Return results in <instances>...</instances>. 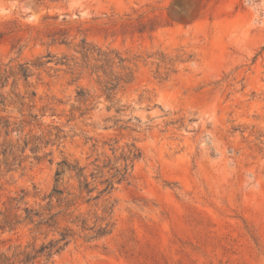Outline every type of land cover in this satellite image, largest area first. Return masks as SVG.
I'll return each instance as SVG.
<instances>
[{
	"label": "rangeland",
	"instance_id": "374dc122",
	"mask_svg": "<svg viewBox=\"0 0 264 264\" xmlns=\"http://www.w3.org/2000/svg\"><path fill=\"white\" fill-rule=\"evenodd\" d=\"M60 33L68 45H49ZM84 38L129 59L136 79L117 95L128 108L96 97L82 117L71 110L77 91L100 93L87 71L55 61L36 70L29 104L40 124L25 131L51 139L39 155L52 153L0 170V201L50 190L64 157L89 173L110 163L109 177L128 145L142 156L106 196L111 234L78 237L37 264H264V0H0V62L80 56ZM25 90L21 79L16 91ZM0 114L21 117L17 105L0 103ZM102 208L83 207L90 225ZM33 235L0 232V250Z\"/></svg>",
	"mask_w": 264,
	"mask_h": 264
},
{
	"label": "trees",
	"instance_id": "16d2710c",
	"mask_svg": "<svg viewBox=\"0 0 264 264\" xmlns=\"http://www.w3.org/2000/svg\"><path fill=\"white\" fill-rule=\"evenodd\" d=\"M55 35L49 45H68L65 33ZM76 52L80 56L69 57L65 54L53 60L56 55L48 52L34 60L0 62V103L5 107L17 105L21 113L18 120L0 114V170L5 168L9 172L18 168L24 169L29 161L32 162L31 158L41 161L52 153L39 155L51 139L43 140L44 135L33 133L32 129L25 131L26 126L40 124V114L33 113L31 109L34 105L29 104L33 103L38 95L29 78L36 70L49 71L55 68L49 65L52 61L58 66L55 70H60L59 66L64 65L70 70H79L80 75L87 71L95 80L100 92L96 96L80 88L77 91L76 103L72 104V112L79 111L82 117L87 115L96 107V97L103 96L108 108L116 107L117 111L128 108L127 104H121L117 95L136 79V71L130 65L129 59L117 49L91 44L86 38L82 39ZM44 57L47 59H43ZM40 74L41 72L38 73L39 76ZM12 77V89L5 90ZM21 79L26 87L24 93L16 91ZM27 106L30 107L29 113L25 112ZM14 133L17 134L16 137H13ZM29 147L32 154L27 153ZM141 156L142 151L135 144L128 145L119 158L124 163L110 167L114 173L109 177L105 176L104 169L109 167L110 163L102 166L95 164L94 171L89 173L87 166L64 157L57 163L54 183L50 190L43 191L34 185L32 189L20 188L9 194L6 199L0 201V232L27 227L34 237L26 245L20 244L0 250V264H37L41 260L49 262L78 237L92 241L111 234L114 228V204L106 196L117 183L127 178L129 168ZM101 201L102 214L96 212L95 223L90 225L83 207L98 206ZM39 237L48 240L38 244Z\"/></svg>",
	"mask_w": 264,
	"mask_h": 264
}]
</instances>
